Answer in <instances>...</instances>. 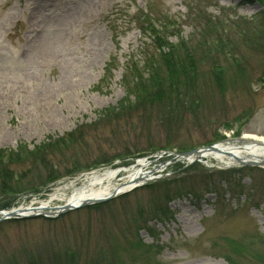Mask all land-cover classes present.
<instances>
[{
	"label": "rangeland",
	"instance_id": "1",
	"mask_svg": "<svg viewBox=\"0 0 264 264\" xmlns=\"http://www.w3.org/2000/svg\"><path fill=\"white\" fill-rule=\"evenodd\" d=\"M31 11L41 35L26 27ZM162 15L174 21L169 32L181 33L171 38L174 54L198 55L202 71L167 109L135 106L141 85L133 84L165 62L139 64L134 76L123 67L147 50ZM236 132L264 136V0H0V147L46 158L8 165L29 175L9 181L13 190L0 174L5 211L70 192L99 163L129 167L151 153L148 169L161 166L162 175L97 207L1 221L0 264H264V169L162 152L202 149ZM52 171L59 180L47 185ZM167 203L171 219L156 220Z\"/></svg>",
	"mask_w": 264,
	"mask_h": 264
},
{
	"label": "trees",
	"instance_id": "2",
	"mask_svg": "<svg viewBox=\"0 0 264 264\" xmlns=\"http://www.w3.org/2000/svg\"><path fill=\"white\" fill-rule=\"evenodd\" d=\"M247 1L254 2L255 0H247ZM164 46L165 47L163 48V50L165 48H168L169 51L167 53H165L164 51L161 52V54L157 56L158 59H155L156 58L155 56L147 55V58L145 60L143 67L149 66L150 63L152 62L157 61V63H159L162 60H164L165 62L164 63L165 67L164 69H159L162 66L160 62L158 64L159 67L153 68V69L151 68V71H152L151 74H148V76L146 77H141L140 82H135L133 84L136 87H139V85H141V87L135 92V98H136V103H134L135 106L137 105L145 106L151 103L152 105L156 104V105L162 106L163 108H166L168 106L174 105L172 95L175 94L177 90L180 89L181 87H185L186 85H188V83H190L192 79V75H195L197 77L199 76L198 73H201L202 71V65H201V68L199 69V58L200 57L198 55H191L192 54L191 51L186 53V55H184L182 52L174 54V51L178 47L172 46V48H169L168 45L167 46L164 45ZM198 48L202 50V53L207 52L206 47H204L203 45H201V47H198ZM153 57L154 59H151ZM238 60L239 59L237 58L236 60H234V62L238 63ZM195 62L197 63V66ZM214 62L216 63V61ZM216 65L217 63L215 64V66ZM191 68L195 70L197 69L198 71L196 70V73L194 74ZM128 69L129 70L126 73H124V77L127 76L128 74H131L134 76L135 75L134 73L138 71L139 67L138 65H136V67L134 66L133 69H130V68ZM218 75L219 74L214 73L212 76L215 77V80H216ZM128 77H127V81L129 82ZM214 83L216 84V81H214ZM130 87L127 86L126 90H128V88L130 89ZM128 104L129 106H127V108L132 109L133 106L131 104L133 103L129 101ZM110 116H111V113H110ZM80 131L82 130H79V132ZM72 136L73 135H71V137ZM72 139L73 138H71L70 141H72ZM21 151H22L21 154L14 155L13 151L9 153L7 152V150L0 149V174L3 175L2 177L4 178V180H7L6 185H4V187L8 190L12 189V186L11 184H9V181H12V179H15V178L17 181H20V179H24L29 176V175H14L10 173L11 171L9 170V168H7L8 165L14 164L15 162L24 161L25 159L30 158V157L39 163L40 161L44 162L46 160L44 155L41 156L39 155L40 153L36 154L30 151H27L24 147L21 149ZM37 155H39V158ZM5 157L6 159H4ZM50 177L55 178L56 175L53 174ZM14 192L16 191L14 190ZM9 206L10 205L8 203L2 204L0 205V210L6 209ZM161 213L163 215H166L167 209H162Z\"/></svg>",
	"mask_w": 264,
	"mask_h": 264
},
{
	"label": "bare ground",
	"instance_id": "3",
	"mask_svg": "<svg viewBox=\"0 0 264 264\" xmlns=\"http://www.w3.org/2000/svg\"><path fill=\"white\" fill-rule=\"evenodd\" d=\"M244 139L253 140V142L251 143V145H246L244 147H230L225 145H219L220 150L215 149L214 151H207L201 154L200 158L212 157L230 165L234 161V157L227 156L226 151L230 150L236 156L243 159H263L264 136L259 137L250 134H244ZM146 166H148V163H146V161L144 160H141L140 164L133 165L123 170H99L98 172H94L91 175H88L87 177L83 178L81 186L71 187L70 192H66L64 190L62 191V189H57V192H55L51 196V199L43 201L39 204V206L35 207L34 205H30L28 207H22L17 211L23 213L24 215H29L39 211L49 212L47 210L52 208L51 202H53L54 200L60 201L61 203L59 205H63L62 207L77 206L87 200H97L100 198H106L116 192H125L126 190L133 188V186L138 185L142 181H145V177L150 176V172L146 170ZM121 172H125L127 175L120 179L119 181L122 182L119 183L116 179L121 175ZM65 188L70 189L69 186ZM34 208H37V210H34Z\"/></svg>",
	"mask_w": 264,
	"mask_h": 264
},
{
	"label": "water",
	"instance_id": "4",
	"mask_svg": "<svg viewBox=\"0 0 264 264\" xmlns=\"http://www.w3.org/2000/svg\"><path fill=\"white\" fill-rule=\"evenodd\" d=\"M207 149H211V148H207ZM197 152H198V151L189 152V153H186V154H182L181 156L186 155V156L192 157V156H194ZM194 159L197 160V159H198V156H195ZM87 203H88V202H86L85 204H87ZM17 215H18V213H17L16 211H13V212H10V213L5 214L3 219H5V218H9V217H14V216H17Z\"/></svg>",
	"mask_w": 264,
	"mask_h": 264
}]
</instances>
